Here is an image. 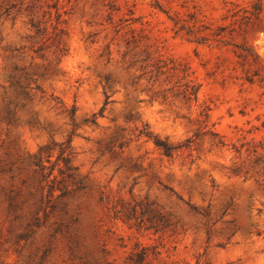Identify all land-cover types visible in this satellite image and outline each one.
<instances>
[{"label":"rangeland","instance_id":"374dc122","mask_svg":"<svg viewBox=\"0 0 264 264\" xmlns=\"http://www.w3.org/2000/svg\"><path fill=\"white\" fill-rule=\"evenodd\" d=\"M13 2L0 0V264H264V0ZM158 58L186 66L197 101ZM143 126L173 145L197 136L167 159ZM144 207L167 226L126 219Z\"/></svg>","mask_w":264,"mask_h":264},{"label":"trees","instance_id":"16d2710c","mask_svg":"<svg viewBox=\"0 0 264 264\" xmlns=\"http://www.w3.org/2000/svg\"><path fill=\"white\" fill-rule=\"evenodd\" d=\"M14 0H4V12L8 13L12 9H15L16 3L13 2ZM34 9V4H32L29 8V12H32ZM173 23V28L175 29L176 33H179L181 30L178 24V21H175L174 19H170ZM30 27L34 30V38H39L41 36H44V31L46 28L41 27V23L39 21H33L30 19ZM188 32V31H187ZM187 37L193 36L192 33L188 32L186 34ZM194 42L197 44L205 43L203 37H193ZM240 50V53L237 55V58H241L244 60L247 57L248 52L246 47H238ZM249 54V53H248ZM170 63L172 64V61L169 60ZM166 63L164 60L161 58H158L153 65L155 74L157 76L159 75H164L167 72L168 73H173V74H178L181 75V80H183V84L179 85L178 87L180 88L179 95L187 102H190L191 100L197 101L198 93H199V85L196 83H193L191 80L186 81V66L184 65H169ZM108 97L105 95V102L104 106L102 107L101 111H103L104 107L108 104ZM76 108L73 106L71 110L68 112V115L72 119L74 117ZM207 108H203L200 113H199V122L202 125V133L203 134H210L212 136V141L211 143L216 146V147H224L226 143L221 139L218 138L217 133L215 132L214 125L210 123V117L208 113ZM93 118H96V115L93 116ZM94 122V120H93ZM139 137H144L146 140L151 141L153 145L161 152V155L167 159H172L174 154L181 150V149H187L191 147V144L193 143V138L196 137L197 135L194 134L192 138L187 139L183 144L180 145H173L170 144L166 139H161L158 136H154L152 133L147 132L146 126H143L140 130L137 131ZM218 138V139H216ZM64 164L67 165L68 161L64 160ZM35 165L42 169V163L40 158H35ZM138 215V216H137ZM126 219L129 220H137L141 219L140 221L146 220L150 224V228H153L156 232H158L161 228L166 227L167 223L163 219L162 216L158 215V213L154 212V210L150 209V207H144L141 209L139 212L136 211L135 208L130 209V213L126 215ZM140 223V222H138ZM137 227H139V224H136ZM147 249L143 248L141 249L140 252L135 253L136 257V262H140L143 259L147 257ZM133 257V256H132Z\"/></svg>","mask_w":264,"mask_h":264}]
</instances>
